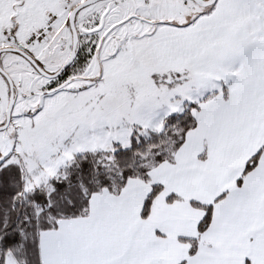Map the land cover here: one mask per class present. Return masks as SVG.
I'll return each instance as SVG.
<instances>
[{"label":"snow or ice","instance_id":"6c2138e0","mask_svg":"<svg viewBox=\"0 0 264 264\" xmlns=\"http://www.w3.org/2000/svg\"><path fill=\"white\" fill-rule=\"evenodd\" d=\"M0 264H264V0H0Z\"/></svg>","mask_w":264,"mask_h":264}]
</instances>
